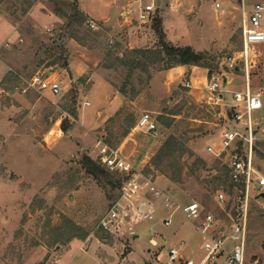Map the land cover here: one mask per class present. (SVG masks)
<instances>
[{
	"label": "rangeland",
	"instance_id": "rangeland-1",
	"mask_svg": "<svg viewBox=\"0 0 264 264\" xmlns=\"http://www.w3.org/2000/svg\"><path fill=\"white\" fill-rule=\"evenodd\" d=\"M216 1L222 3L218 10ZM242 2L248 9L264 0H161L156 18L169 45L208 53L205 76L223 72L224 56L241 47ZM73 4L98 27L70 24ZM133 6L132 0H0V264H82L84 254L95 264H167L169 247L182 239L184 257L198 262L204 257L203 234L181 208L169 226L161 223L166 196L173 210L199 201L204 211L228 218L215 199L218 189L229 190L223 160L206 146L219 140L224 127L236 126L228 118L230 103L208 104L203 82L185 87L189 72H169L176 66L168 67L166 51L152 59L130 52L163 50L155 19L143 22L134 11L128 18L123 13ZM135 36L144 39L137 42ZM251 54L250 87L264 99V43L255 44ZM75 55L80 70L85 68L79 75L69 66ZM133 58L147 65L132 66ZM37 72L61 81L60 94L30 87ZM227 73L230 90L245 88L243 72ZM103 75L123 97L104 121ZM144 112L157 120L156 133L136 127ZM255 119L257 162L264 169V107ZM173 134L186 151L158 158ZM98 141L155 181L161 194L144 189L141 196L154 203L155 220L123 222L115 233L99 227L120 195L121 176L112 173L119 182L113 188L83 167L84 155L99 161ZM133 232L141 234L137 241ZM206 264H227L226 257ZM245 264H264L263 198L252 203Z\"/></svg>",
	"mask_w": 264,
	"mask_h": 264
},
{
	"label": "built area",
	"instance_id": "built-area-1",
	"mask_svg": "<svg viewBox=\"0 0 264 264\" xmlns=\"http://www.w3.org/2000/svg\"><path fill=\"white\" fill-rule=\"evenodd\" d=\"M160 2L161 0H132L134 6L125 14L128 16L130 11H134L140 21L153 20L157 17ZM221 7L222 3L216 1L215 8L218 10ZM241 13V47L228 52L223 59L224 71L212 70L207 74L205 82L206 102L216 105L230 103L228 118L231 115L236 125L224 127L219 140L206 146L207 152L222 159V164L228 170L229 190L221 188L215 193L217 203L227 213L228 218L224 221L214 212L204 211L199 201L179 204L173 210V201L166 196L168 212L162 217L161 223L169 226L173 214L181 208L186 218L204 237V257L200 261L184 257L186 241L182 239L169 247L167 264H206L221 255H225L227 264H245L252 203L259 198L264 199V169L259 167L255 148L258 140L255 111L263 109L264 99L262 91H252L249 78L250 70L255 65L251 54L252 47L264 43V2H257L248 9L242 2ZM86 24L94 29L98 27L93 18H87ZM229 71L244 73V89L230 90L227 87L230 82L227 73ZM52 76V73L37 72L31 77L29 85L37 91L44 92L49 89L54 95H58L62 90L61 81ZM184 86L193 87L192 80H185ZM136 127L156 133L159 124L151 113L144 112ZM96 147L100 163L121 176L120 195L111 202L99 222V227L115 233L123 222L132 224L140 219L155 220L158 214L154 203L147 199L142 200L141 197L144 189L153 195L161 194L155 181L104 141H98ZM152 242L156 243L154 238Z\"/></svg>",
	"mask_w": 264,
	"mask_h": 264
},
{
	"label": "trees",
	"instance_id": "trees-1",
	"mask_svg": "<svg viewBox=\"0 0 264 264\" xmlns=\"http://www.w3.org/2000/svg\"><path fill=\"white\" fill-rule=\"evenodd\" d=\"M86 15L79 10V8L73 4L72 14H70V24L86 22ZM155 30L159 34L162 41L163 50H150L147 48H130V52L136 54H142L145 59H152V57H160L161 52L166 51L168 54V67H173L177 65H199L211 68V63L208 61V53L205 51H197L191 45L186 46H173L169 45L164 39V31L161 28V20L155 18L154 20ZM132 66L139 67L141 65H147V62H143L138 58H133L129 60ZM132 127V125H131ZM129 132V131H128ZM258 142H256V153H258ZM183 145L181 141L173 134L171 135L162 145L159 150L158 158L164 157L165 154L175 153L178 150L182 152L186 151L182 148ZM264 155V154H263ZM83 167L86 168L87 172L92 174L99 183L110 184L113 188L119 186V182L112 178V173L105 166H102L98 160L93 159L89 155H84L82 158ZM224 176L228 179V170L222 164ZM178 173H181V168H178ZM178 181H181L179 178Z\"/></svg>",
	"mask_w": 264,
	"mask_h": 264
},
{
	"label": "crops",
	"instance_id": "crops-1",
	"mask_svg": "<svg viewBox=\"0 0 264 264\" xmlns=\"http://www.w3.org/2000/svg\"><path fill=\"white\" fill-rule=\"evenodd\" d=\"M87 12H89V11H87ZM125 12L123 11L124 14H125ZM127 18H128V16H127ZM133 39H135V41H137V42H140L144 38L135 36ZM69 66H70V69L72 70V72L77 74V75H79L81 73H84V71H85L84 70L85 68H81V70H80L77 55H75V57H73L71 59V61L69 63ZM173 71H177V73L180 74V75H183V74L189 72V74H190L189 79L192 80L193 87L198 82H203L205 84L206 76L208 74V73H205V76L202 75L201 72L204 71V67L199 66V65H191V67H189L188 65H179V66H176V67H173V68L169 69V72H173ZM94 86H96V84ZM122 98L123 97L119 93H115V91H114V89L112 87V84L103 75V121L106 119L107 115L111 114V112H112V110L114 108H117V107H119L122 104ZM135 234H137V233L133 232V241H137V239L141 237V234H139V237H135ZM78 254L79 253L77 252L76 255H78ZM75 256H73V258ZM85 260L87 262H89L90 264H95V261L91 259V254H84V257H83L82 264H89V263H86ZM58 264H60V263L58 262ZM61 264H68V261L63 262Z\"/></svg>",
	"mask_w": 264,
	"mask_h": 264
},
{
	"label": "water",
	"instance_id": "water-1",
	"mask_svg": "<svg viewBox=\"0 0 264 264\" xmlns=\"http://www.w3.org/2000/svg\"><path fill=\"white\" fill-rule=\"evenodd\" d=\"M135 237H139V234H135Z\"/></svg>",
	"mask_w": 264,
	"mask_h": 264
}]
</instances>
